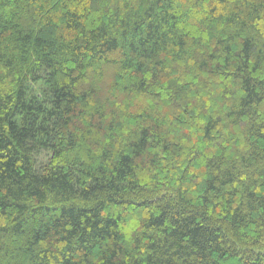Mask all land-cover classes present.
Here are the masks:
<instances>
[{
    "label": "trees",
    "instance_id": "trees-1",
    "mask_svg": "<svg viewBox=\"0 0 264 264\" xmlns=\"http://www.w3.org/2000/svg\"><path fill=\"white\" fill-rule=\"evenodd\" d=\"M0 264H264V0H0Z\"/></svg>",
    "mask_w": 264,
    "mask_h": 264
}]
</instances>
